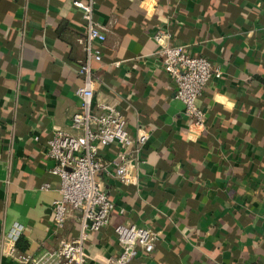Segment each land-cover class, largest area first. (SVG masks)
Masks as SVG:
<instances>
[{
    "label": "crops",
    "instance_id": "crops-1",
    "mask_svg": "<svg viewBox=\"0 0 264 264\" xmlns=\"http://www.w3.org/2000/svg\"><path fill=\"white\" fill-rule=\"evenodd\" d=\"M96 16L109 31L103 62L93 63L95 101L116 103L130 133L150 137L138 182L104 178L116 208L89 234L90 264L121 252V223L161 233L134 264H264V0H96ZM158 31L222 69L197 101L205 128L183 114ZM85 35L73 0H0V242L18 222L24 253L79 233L74 219L56 232L60 186L46 152L54 129H70L80 108Z\"/></svg>",
    "mask_w": 264,
    "mask_h": 264
},
{
    "label": "built area",
    "instance_id": "built-area-1",
    "mask_svg": "<svg viewBox=\"0 0 264 264\" xmlns=\"http://www.w3.org/2000/svg\"><path fill=\"white\" fill-rule=\"evenodd\" d=\"M73 4L82 11L86 29L85 37L79 39L85 51L78 67L83 78L78 90L81 105L71 118L70 129H54L46 154L55 163L50 172L59 178L60 198L53 205L56 232L74 219L79 233L75 237H61L56 247L33 255L18 249L24 226L17 222L10 232L3 234L0 253L20 264H90L86 246L89 234L106 228L116 208L104 187V178L124 184L138 182L136 172L144 162L143 151L150 137L145 131L134 137L116 103L95 101L99 81L93 63L103 62L102 45L109 28L96 16V0H73ZM170 37L164 31L154 36L160 45L159 59L175 84L176 97L184 104V116L192 125L205 128L207 115L197 101L208 82L223 75L222 69L206 57L190 55L183 47L169 44ZM1 132L0 126V136ZM106 148L112 149L110 158L103 155ZM49 187L45 184L42 188ZM115 232L121 252L109 258L108 264H134L140 251L152 253L161 239L160 232L137 224H118Z\"/></svg>",
    "mask_w": 264,
    "mask_h": 264
},
{
    "label": "trees",
    "instance_id": "trees-1",
    "mask_svg": "<svg viewBox=\"0 0 264 264\" xmlns=\"http://www.w3.org/2000/svg\"><path fill=\"white\" fill-rule=\"evenodd\" d=\"M23 242H24V240H23V238H20L19 240H18V247H20V249L21 248H24V246H25V244H23ZM21 244H23V245H21Z\"/></svg>",
    "mask_w": 264,
    "mask_h": 264
}]
</instances>
